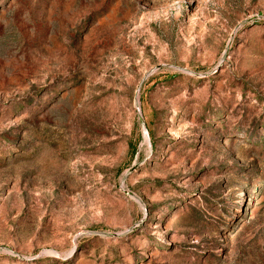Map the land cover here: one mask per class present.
<instances>
[{"label": "rangeland", "instance_id": "1", "mask_svg": "<svg viewBox=\"0 0 264 264\" xmlns=\"http://www.w3.org/2000/svg\"><path fill=\"white\" fill-rule=\"evenodd\" d=\"M0 264H264V0H0Z\"/></svg>", "mask_w": 264, "mask_h": 264}, {"label": "bare ground", "instance_id": "2", "mask_svg": "<svg viewBox=\"0 0 264 264\" xmlns=\"http://www.w3.org/2000/svg\"><path fill=\"white\" fill-rule=\"evenodd\" d=\"M144 137H145V141H146V143H148V138H147L146 132H144ZM147 146H148V145H147Z\"/></svg>", "mask_w": 264, "mask_h": 264}]
</instances>
